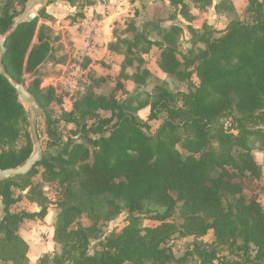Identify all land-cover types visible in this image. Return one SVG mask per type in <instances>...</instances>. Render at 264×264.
Instances as JSON below:
<instances>
[{"label":"trees","instance_id":"obj_1","mask_svg":"<svg viewBox=\"0 0 264 264\" xmlns=\"http://www.w3.org/2000/svg\"><path fill=\"white\" fill-rule=\"evenodd\" d=\"M55 1L72 6L83 1L90 6L89 0ZM192 2L203 9L211 3ZM181 12L192 20L189 7L183 5ZM247 12L252 22L232 20L220 33L209 26L202 30L190 26L192 44L203 47L182 59L176 45L184 29L176 24L165 28L149 22L140 30L128 22L114 31L109 50L122 56L123 62L112 93H83L72 112L59 110L58 122L75 125L76 136L56 155L44 157L29 175L0 184L6 206L0 244L11 251L5 252L10 256L6 260L29 264L28 244L19 229L25 220L44 218L47 208L38 213H12L11 208L20 201L14 190L30 188L38 167H43L46 181H58L63 190L54 230L62 252L54 257V264H169L176 258L164 245L178 229L195 238L212 231L218 245L232 247L241 240L238 249L247 255V263L264 264V210L257 200L247 199L242 184L235 182L245 173L261 176L252 151L256 144L264 149V0H248ZM44 14L41 11L10 37L3 64L16 83L24 84L26 75H32L29 90L46 110L53 90H42L38 71L53 47ZM18 16L8 9L0 13V37ZM154 47L160 50L161 71L182 82L195 80L194 90L174 92L160 86L148 99H140L137 92L150 76L144 56ZM133 67L136 92L125 96L121 79ZM145 108L150 111L147 121L138 115ZM160 115L164 118L156 132L149 133L148 122ZM47 117L49 126L55 123ZM28 119L15 89L0 75V170L19 167L31 157ZM76 137H84L90 145ZM23 138L26 143L21 145ZM123 210L128 219L120 232L104 237L97 224L73 228L82 214L109 221ZM177 213L180 224L172 222ZM141 216L159 225L144 227ZM93 240L99 241L100 249L91 255ZM216 249L198 252L196 247L195 251L202 264H212Z\"/></svg>","mask_w":264,"mask_h":264},{"label":"rangeland","instance_id":"obj_2","mask_svg":"<svg viewBox=\"0 0 264 264\" xmlns=\"http://www.w3.org/2000/svg\"><path fill=\"white\" fill-rule=\"evenodd\" d=\"M29 1L30 0H0V13L8 9L11 13L21 15L26 10V5ZM128 1L131 4L134 3V6L130 7L128 10V16H126L125 19H121V28H125L128 22H134L140 30L148 25L149 22H154L165 28H168L172 24L180 26L184 29L176 45L178 57L180 59H182L183 56H188L192 50L195 52L203 47L202 45L194 46L192 44L193 39L188 30L190 26L196 30H202L204 26H209L220 33L226 29L232 20L252 22V15L247 12L248 0H210V5L204 9L201 8V6L195 5L192 0H182V2L181 0H174L172 1L173 3L169 0ZM86 4L87 2L79 1L72 6L64 1L48 0L39 8L40 10L37 13L38 17L41 11L44 10L45 12L42 18L43 21H46V32L47 35H50L52 38L53 47L51 57L47 62L51 63L52 67L54 64V67H57L58 70L50 73L51 77L54 78L52 81L46 79V69L43 71L39 69L38 71V78H40L42 90H53L46 110L41 109V114L37 119V130L44 150V157L56 155L60 149H63L56 136V128L59 123L56 113L61 110L62 107H64L65 110L74 109V105L78 100L77 98L83 93L92 92L109 96L120 79L119 74L123 57L118 61L120 65L118 64L116 67H113V65L109 63L111 60H108L107 63H105L106 61H100L109 68H102L96 71H94L93 67L87 68L89 71L83 74V78L80 75H72V78L68 79L69 70L64 76L65 79L58 82L55 81L56 77L64 75L66 70L63 68L66 67L67 69L70 64L75 61L70 56V31L66 29V27L76 25V30H78L79 36L81 37L82 32L80 28L83 19L86 17H82V14H85L84 9L87 7ZM92 4H94L93 0H89V5ZM183 5L189 7V15L192 18L191 21H189L186 14L181 12ZM74 7L76 9L71 11V8ZM43 21H41V23ZM145 34L152 40H158V37L153 33L146 31ZM142 46H145V44H142ZM144 59V68L150 71V76L147 79L146 85L137 92L142 101L155 94L157 88L160 86H166L174 92H189L196 87L197 82L195 80L189 83L182 82L176 78L169 77L161 71L158 66L160 59V50L158 48H152L149 54L144 56ZM116 61L117 59H114V64ZM136 73V67L130 68L126 76L121 79L125 96H130L136 92L134 82ZM25 79L24 84L29 88L33 82L32 75L27 74ZM101 79L104 80L102 83H99V81H102ZM96 82L98 83L95 84ZM80 83L82 89H77L80 87ZM149 114V108L142 109L138 112L139 117L144 121L148 120ZM47 115L51 116L52 120L55 121V123L53 122L54 125L51 123V126H49ZM163 118L164 116L160 115L159 120L148 122L149 128L147 131L154 134ZM225 122L226 125L229 126V122L227 120ZM91 124L92 122L89 123V125ZM49 129L51 133L54 132L55 135H50ZM62 132L67 138L69 137V139H71L76 136V127L73 124H65ZM28 133L30 137V128L28 129ZM50 139L51 142L54 141V145H51ZM30 140L32 143L31 137ZM76 141L82 142L87 146L90 145L84 137H80ZM24 143H26V141L23 138L21 140V145ZM260 147L259 144L254 146L252 157L260 168L261 176L257 177L255 175H250V173H245L244 176L236 178L235 182L242 184L244 195L247 199L257 200L264 210V149ZM37 170V174L31 180L30 188L27 190H14L16 198H20V201L11 208V212L38 213L42 208H47V214L44 218L25 220L23 222H26L24 227L23 224L20 226L19 234L21 229H23L26 239H22L28 244L27 258L29 259V264H54V257L60 255L62 252L61 245L54 241V230L60 212L58 204L62 200L63 190L58 181H46L43 167H38ZM127 219L128 213L126 210H123L118 216L109 221L101 220V218H91L88 214H82L74 223L73 228H77L80 225L87 227L97 224L102 232V236L105 237L113 232H120L126 225ZM140 222L144 227L159 225L158 222L151 220L148 216H141ZM172 222L180 224L181 221L178 213L174 215ZM238 246H242L241 240L232 247L228 244H216L215 236L212 231L203 238H195L194 236H183L180 229H178L164 245V247L171 251L176 258L175 261L169 264H202L200 258L196 255V247L200 249L198 252H201V250L210 251L212 248H217V259L213 261L212 264H248L246 261L247 255H244L243 251L238 249ZM5 248V245L0 244V264H13L11 259L6 260V258H10V256L5 253L8 250ZM99 249V241L93 240L89 247V254L93 255ZM8 251L11 252L10 250ZM254 257L255 252H252L250 256L251 260H254ZM177 260L179 261L177 262ZM19 262H21V260ZM261 264H263V262H261Z\"/></svg>","mask_w":264,"mask_h":264},{"label":"crops","instance_id":"obj_3","mask_svg":"<svg viewBox=\"0 0 264 264\" xmlns=\"http://www.w3.org/2000/svg\"><path fill=\"white\" fill-rule=\"evenodd\" d=\"M93 2L94 4L85 7L84 9L86 16L85 18L99 20L100 36L92 40L86 38L80 32L81 34L80 37L78 30H76L77 29L76 25L66 27V29H69L70 31V36H69L70 56L75 61L71 63L67 69L66 67L63 68L62 66V68L65 69L66 71L64 72V75H59L58 77H56L55 79L56 82L65 79L64 76L69 70L70 72L69 75L67 76L68 79L72 78V75H80L83 78V74L89 71V69L87 68L93 67L94 71L102 68L105 69L109 68L108 66H105L103 62L100 61H106L105 63H107L108 60H111V62L109 63L113 65V67L118 66V64L120 65L118 61H120L122 56L112 53L109 50V45L115 41L113 35L114 31L117 29H123L121 28L122 27L121 19L122 18L125 19V17L128 16V10L130 9V7L134 6V3L131 4L128 0H102V1L93 0ZM75 9H76L75 7L71 8V11H74ZM114 59H117L116 61L117 65L116 63L114 64ZM54 66H55L54 64L52 67L51 63L46 62L40 68L42 71L46 69L45 77L46 79H49L51 81L54 80V78L51 77L50 73L58 71L57 67ZM120 71H121V67H120ZM101 80L103 82L104 79ZM77 89H82L81 83H80V87ZM25 223H23V227ZM20 235L22 236L23 239H26L24 237L25 234L23 229H21Z\"/></svg>","mask_w":264,"mask_h":264},{"label":"water","instance_id":"obj_4","mask_svg":"<svg viewBox=\"0 0 264 264\" xmlns=\"http://www.w3.org/2000/svg\"><path fill=\"white\" fill-rule=\"evenodd\" d=\"M48 0H30L26 5V10L19 15L13 22L10 30L0 37V75L7 79L11 86L15 89L17 98L23 104L29 113L30 137L33 143V153L31 157L21 166L16 168H8L0 170V184L5 180L16 177L29 175L44 159V150L37 130V119L41 114V106L35 96L30 92L29 88L23 83H16L7 74L3 61L7 53V43L10 37L26 22L33 21L37 17L39 8ZM6 206L0 195V229L5 217Z\"/></svg>","mask_w":264,"mask_h":264},{"label":"built area","instance_id":"obj_5","mask_svg":"<svg viewBox=\"0 0 264 264\" xmlns=\"http://www.w3.org/2000/svg\"><path fill=\"white\" fill-rule=\"evenodd\" d=\"M81 32L82 34L89 39H95L98 38L100 36V22L97 19H83L82 24H81ZM72 106V104H71ZM64 109V107H62ZM65 110V109H64ZM73 109L71 110H65L67 113L72 112ZM65 126V122L64 121H60L57 124V139H59V142L61 143V146H65L68 143V139L67 136L65 134H62V130ZM51 141V139H50Z\"/></svg>","mask_w":264,"mask_h":264}]
</instances>
